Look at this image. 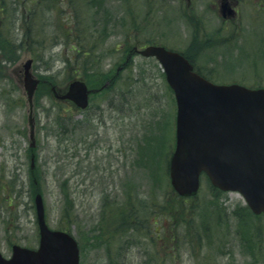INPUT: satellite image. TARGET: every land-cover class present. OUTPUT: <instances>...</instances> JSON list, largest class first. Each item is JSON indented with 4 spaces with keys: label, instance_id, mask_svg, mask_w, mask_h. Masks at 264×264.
<instances>
[{
    "label": "rangeland",
    "instance_id": "rangeland-1",
    "mask_svg": "<svg viewBox=\"0 0 264 264\" xmlns=\"http://www.w3.org/2000/svg\"><path fill=\"white\" fill-rule=\"evenodd\" d=\"M210 2L54 0L29 8L30 0H0L3 256L15 243L37 246L38 192L47 224L76 238L80 264H264V215L246 209L238 192L216 191L205 179L193 197L172 192L166 165L175 141L174 95L159 62L135 50L169 46L214 82L264 87V14L243 2L239 18L224 28ZM77 44L92 51L77 56ZM28 58L40 80L32 100V172L22 82ZM73 79L92 88L86 109L52 93ZM101 84L106 90H97ZM176 204L179 211L171 212Z\"/></svg>",
    "mask_w": 264,
    "mask_h": 264
},
{
    "label": "water",
    "instance_id": "water-1",
    "mask_svg": "<svg viewBox=\"0 0 264 264\" xmlns=\"http://www.w3.org/2000/svg\"><path fill=\"white\" fill-rule=\"evenodd\" d=\"M139 53L158 60L175 97V147L168 161L172 188L180 196L194 195L205 173L213 186L238 191L253 213H264V88L211 82L195 72L179 52L160 45H146ZM30 65L31 59L23 64V87L33 147L32 97L38 79L32 76ZM52 90L57 98L70 99L81 108L88 103L90 90L82 80L71 81L60 95ZM34 203L37 248L13 244L10 257L0 253V264H79L74 237L48 226L39 193Z\"/></svg>",
    "mask_w": 264,
    "mask_h": 264
},
{
    "label": "flooded vegetation",
    "instance_id": "flooded-vegetation-1",
    "mask_svg": "<svg viewBox=\"0 0 264 264\" xmlns=\"http://www.w3.org/2000/svg\"><path fill=\"white\" fill-rule=\"evenodd\" d=\"M248 1H251L250 3H247L248 5L253 2L256 14H259V13L264 14V0H211L209 6H211V11H213L215 13V17L222 22L221 26L224 28H227V27H229V25L231 23H234L235 20L239 18V14L241 11L240 7L242 6L243 2H248ZM167 47H169V46H167ZM64 92H61V93L58 92V94L60 95ZM91 94H92V92H90L89 97H88L89 102H90V95ZM59 100L70 101L68 99H59ZM70 102H72V101H70ZM75 107H77V106L75 105ZM86 108H88V106ZM86 108H84V109H86ZM77 126L78 125L75 126L76 129H78ZM5 216H6L7 220H9V221L13 220L14 214H13L12 209H10L6 213ZM16 217L19 218V213H17ZM37 241H38V239H37ZM22 246H26V245H22ZM10 249H11V247H10Z\"/></svg>",
    "mask_w": 264,
    "mask_h": 264
},
{
    "label": "trees",
    "instance_id": "trees-1",
    "mask_svg": "<svg viewBox=\"0 0 264 264\" xmlns=\"http://www.w3.org/2000/svg\"><path fill=\"white\" fill-rule=\"evenodd\" d=\"M42 1H46V2H48V3H52L54 0H30V4H31V7H29V8H32L34 5H36V4H39V3H41ZM3 7L4 6H2L1 5V7H0V18H2L3 16H4V11H3ZM68 33L70 32V31H67ZM86 44V43H85ZM92 44L93 43H91V45L90 46H92ZM94 45V44H93ZM90 46L89 45H83V44H77V45H72L71 46V48L73 49V51L75 52V54H77V56H80V57H87L89 54H90V51H92V49L90 48ZM95 46V45H94ZM184 55L191 61V63H193V61H192V59L190 58V56L188 55V54H186V53H184ZM196 69H197V71L199 72V73H201L202 75H204L205 77H207L205 74H203L197 67H196ZM116 77L115 76H113L110 80H109V88L107 89V90H110V89H112V88H114L115 87V81H114V79H115ZM208 78V77H207ZM86 81L87 82H90V80L88 79V78H86ZM99 81H101V80H99ZM102 82V81H101ZM90 84H91V82H90ZM102 85L103 84H101L100 86H99V89L100 90H104L105 89V87H102ZM106 90V89H105ZM58 116H59V119H58V124H61V121L59 122V120H60V115L59 114H57ZM61 126V125H60ZM60 126H59V128H60ZM72 126V125H71ZM71 129H72V127H70ZM74 128V127H73ZM60 131V133H65L66 132V130H65V128L64 127H61L60 129H59ZM166 171H167V165H166ZM202 177L203 178H205V180H207V178L204 176V175H202ZM212 189H214V190H216V191H219L218 189H216V188H214V187H212V186H210ZM172 192H174V191H172ZM175 193V192H174ZM175 195V194H174ZM186 198H189V197H186ZM176 207V208H175ZM246 209H249L247 206L245 207ZM173 211H179V207H178V205L176 204L173 208H172V211L171 212H173ZM253 214V213H252ZM114 214H111L110 216L112 217V218H114V216H113ZM126 215V214H125ZM254 215V214H253ZM121 216V219H119V221L121 222V225H123L124 224V222L125 221H123V220H125L126 219V216H124V215H120ZM255 216H258V215H255Z\"/></svg>",
    "mask_w": 264,
    "mask_h": 264
}]
</instances>
